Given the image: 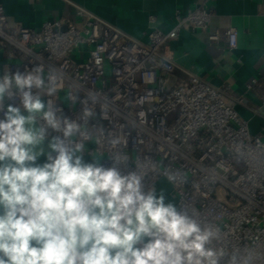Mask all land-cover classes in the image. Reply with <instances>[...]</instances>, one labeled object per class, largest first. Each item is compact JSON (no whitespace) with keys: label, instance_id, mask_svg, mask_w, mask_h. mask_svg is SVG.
Listing matches in <instances>:
<instances>
[{"label":"built area","instance_id":"1","mask_svg":"<svg viewBox=\"0 0 264 264\" xmlns=\"http://www.w3.org/2000/svg\"><path fill=\"white\" fill-rule=\"evenodd\" d=\"M177 20L173 30L154 29L144 42L82 7L75 18L32 28L11 21L0 2L1 79L42 68L44 86L32 92L59 122L56 130L37 116L47 145L53 138L82 145L79 154L105 168L140 175L145 192L158 196L167 186L178 208L196 209L232 244L264 251V133L251 132L229 89L191 73L176 80L179 67L163 48L185 27L207 30L211 14L198 7L178 11ZM225 34L236 48L237 32ZM6 102L19 105L20 98ZM68 124L74 127L65 137Z\"/></svg>","mask_w":264,"mask_h":264},{"label":"clouds","instance_id":"2","mask_svg":"<svg viewBox=\"0 0 264 264\" xmlns=\"http://www.w3.org/2000/svg\"><path fill=\"white\" fill-rule=\"evenodd\" d=\"M42 71L0 79V264L264 262V251L232 244L196 209L165 203L154 189L145 192L135 172L122 174L95 158L85 162L82 145L53 138L45 151L46 127L37 125V116L56 130L59 122L32 92L44 86ZM17 95L19 105L6 102ZM73 127L67 125L65 137Z\"/></svg>","mask_w":264,"mask_h":264},{"label":"crops","instance_id":"3","mask_svg":"<svg viewBox=\"0 0 264 264\" xmlns=\"http://www.w3.org/2000/svg\"><path fill=\"white\" fill-rule=\"evenodd\" d=\"M0 2L11 21H19L32 28H40L48 19L75 18L78 7H82L144 42L148 41V35L154 29L163 32L173 30L178 23V11L186 15L198 7H204L211 14L207 30L185 27L162 51L179 67L174 75L176 80H186L191 73L215 87L229 89L231 95L240 102L236 109L249 122L251 132L254 135L264 133V0ZM229 29H234L238 35L237 47L234 49L230 48L225 34ZM216 33L220 34L219 38L211 41L209 36ZM2 65L3 59H0V79ZM40 98L44 102L42 95ZM42 147L50 151L45 141ZM83 159L85 162L94 160L89 156H83ZM44 161L45 157L41 156L38 162Z\"/></svg>","mask_w":264,"mask_h":264},{"label":"rangeland","instance_id":"4","mask_svg":"<svg viewBox=\"0 0 264 264\" xmlns=\"http://www.w3.org/2000/svg\"><path fill=\"white\" fill-rule=\"evenodd\" d=\"M161 194L165 198V203H171L172 202L170 190L167 186L162 185V187L159 190L158 196Z\"/></svg>","mask_w":264,"mask_h":264}]
</instances>
